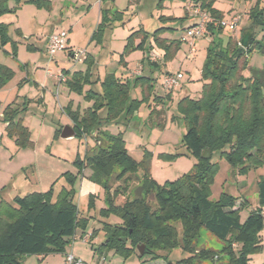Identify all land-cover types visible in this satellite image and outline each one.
Instances as JSON below:
<instances>
[{"label":"trees","instance_id":"16d2710c","mask_svg":"<svg viewBox=\"0 0 264 264\" xmlns=\"http://www.w3.org/2000/svg\"><path fill=\"white\" fill-rule=\"evenodd\" d=\"M113 1L99 0L100 4ZM10 2L14 5L11 6ZM194 3L212 20L206 25L207 35L221 33L223 14L214 8V1L195 0ZM24 4L42 8L48 6V1L0 0V19L15 14ZM119 14L111 8H100V21L91 41L100 44L104 32L112 29ZM248 20L253 30L261 32V38L256 40L255 33L249 32L240 37L238 43L232 38L226 46L211 43L201 71V94L198 97L184 96L178 102V110L187 126L182 143L196 163L189 173L173 182L157 184L150 174L147 153L143 160H133L121 134H111L102 128L104 123L118 120L128 126L134 117L141 101L131 99L129 81L123 82L113 73L107 74L100 83V91L90 89L85 93V100L91 103L89 107L73 110L72 103H69L63 110L71 121L75 137H90L93 142L90 153L87 151L83 159L78 156L74 164L78 172L89 168L92 182L102 187L105 207L100 215L107 217L114 213L121 219L119 225L104 224V241L94 249L98 256H102L104 250H114L123 256L133 251L141 260L149 258L166 262L171 251L180 249L189 255L178 261L180 264H198L215 258L220 261L221 256L227 257L226 264H249L251 254L264 251L261 239L264 219L260 214L264 207L262 178L257 180L259 205L249 210L243 222L240 211L247 207L246 200L243 207L234 209L238 198L224 192L217 201L209 199L210 186L218 169L217 163L211 162L214 153L226 160L233 178L264 164V67L250 69V76H243L254 51L264 56V0L256 1L248 12ZM9 28L10 24L0 20V48L10 44L11 54L15 57L17 41L10 38ZM15 34L20 36L18 29ZM135 38H140L137 45L133 44ZM146 38L148 36L141 30L133 32L119 56V63L125 65L124 54L135 49L143 52L142 70L133 77V87L142 89L143 100H148L154 91L155 79L151 73L160 70L182 42L159 38L155 32L153 44L145 47ZM154 48L163 54L152 60L150 55ZM67 52L71 55L72 49L67 48ZM87 62L90 63L85 72L62 73L65 77L70 75L65 84L71 92L83 94L84 86L92 84L91 61ZM13 76L11 69L0 64V90ZM170 95L171 91L165 93V98ZM154 98L156 104L163 99L160 96ZM23 111L24 108L11 103L3 108L0 118L8 137L20 148L32 144L28 128L20 117ZM102 111L104 116L100 114ZM60 132L55 131V137L59 138ZM205 150L211 153L208 159L201 158ZM117 170L116 181L141 172L138 196L125 199L121 206L116 204L117 198L124 195L111 191L110 185ZM149 199L155 202V208L151 207ZM87 221L78 214L72 197L65 192H60L54 200L50 189L45 193L15 197L11 204L0 202V264H19L17 259L28 255L41 257L59 253L64 256L66 246L78 230L82 238L85 236ZM171 223L181 225L180 236ZM201 229L222 243L220 251H196L194 243ZM94 238V232L89 234V241ZM127 243L130 249L125 247ZM140 246L144 247L143 255L137 250Z\"/></svg>","mask_w":264,"mask_h":264},{"label":"rangeland","instance_id":"374dc122","mask_svg":"<svg viewBox=\"0 0 264 264\" xmlns=\"http://www.w3.org/2000/svg\"><path fill=\"white\" fill-rule=\"evenodd\" d=\"M47 1V7L36 8L32 4H24L19 6L13 16L7 15L11 19L9 36L17 41V49L16 56L13 57L10 44L0 48V64L14 72L13 78L0 92V107L3 109L6 104L13 103L18 108H24L20 117L23 125L28 128L32 144L18 147L8 137L4 124L0 121V202L11 204L15 197H24L33 192L45 193L50 189L53 200L60 192L69 193L78 214L88 219L85 236L94 232L96 238L85 243L78 230L76 240L66 246V253H71L84 264H97L101 257L104 259L102 264L152 263L154 261L149 258L141 260L133 251L125 256L114 250H104L103 255L98 256L94 251L104 241V224L119 225L121 219L114 213L107 217L100 215L105 207L102 187L92 182L89 168L78 172L75 167L76 158L79 156L83 159L86 152L89 154L92 150L93 142L90 137L66 140L55 137V131L62 130L65 126L72 127L63 110L69 103H72L73 110L89 107L91 103L85 100V93L90 89L100 91V83L107 74L113 73L123 82L129 81L131 99L141 101L134 117L128 126L124 121L118 120L104 123L102 128L111 134H121L133 160L139 162L147 153L150 174L157 184L175 181L189 173L196 163L182 143L187 126L178 110V102L184 96L198 97L201 94V71L206 50L211 43L226 46L229 38L238 43L239 38L249 32L255 33L256 40L261 38V32L253 30L248 20V12L257 0H213L214 8L223 14V25L228 24L233 17H240L239 22L233 30L223 26L221 33L214 32L212 36L206 33L203 38L182 41L172 58L160 70L151 73L155 84L148 100H143L140 87H133L134 78L130 76L131 71H139L143 52L132 50L124 54L125 65L119 63L126 40L130 34L141 30L148 36L145 47L153 44L155 32L159 38L181 41L186 32L198 22V18L193 15L198 8L195 0H114L104 4H98L96 0ZM10 5L13 6V2ZM100 8H111L120 14L113 21L112 29L106 30L101 43L97 44L91 41V36L99 23ZM17 29L20 36L15 34ZM60 31H65L68 35V48L72 51H85L80 61L71 59L67 50L53 56L47 53L49 35ZM139 40L140 38H135L133 44L137 45ZM158 51L153 49L154 54ZM150 57L157 59L160 55ZM87 58L91 61L92 84L84 86L83 94L71 92L65 83H57L47 74V70L53 75L65 71L70 75L77 71L85 72L90 63ZM263 67L264 56L254 51L243 76L249 77L250 69ZM165 70L171 74L180 72L183 75V79L171 90L169 98H165V93L169 91H164L161 86ZM145 73L148 74V71L145 70ZM155 96L163 98L160 103L156 104ZM100 114L104 116V111ZM211 162L217 163L218 169L210 186L209 199L217 201L224 192L238 198L234 209L243 207V201L246 200L247 207L240 211L243 222L249 210H254L259 205L257 180H264V164L250 169L243 176L236 174L233 178L229 164L219 153L212 155ZM118 172L119 170L112 175L110 185L111 191H119L124 195L117 198L116 204L121 206L125 199L132 200L138 196L141 172L128 174L124 179L116 181ZM148 202L151 207H156L152 199ZM171 225L180 236L181 225ZM261 234L264 243V231ZM194 246L196 251L208 249L218 252L223 245L201 229ZM125 247L130 249V244L127 243ZM188 256L180 249H175L170 252L166 263L180 264L178 261ZM226 260L227 257L221 256L220 261L215 258L198 264H226ZM17 262L63 264V255H28L19 257ZM249 264H264V251L251 254Z\"/></svg>","mask_w":264,"mask_h":264},{"label":"built area","instance_id":"2783aa9c","mask_svg":"<svg viewBox=\"0 0 264 264\" xmlns=\"http://www.w3.org/2000/svg\"><path fill=\"white\" fill-rule=\"evenodd\" d=\"M193 15L198 18V22L193 25L192 28H190L185 36L181 39L182 41L187 40H193V39H199L203 38L206 34V25L207 23L211 22V18L209 15L202 11L201 9L197 8ZM240 17H233L231 21L228 24L223 25L225 27H228L230 30H233L234 27L239 22ZM68 48V35L65 31L60 32H54L49 35L47 39V53L51 56L55 55L58 52L66 51ZM190 50L193 51V47L190 46ZM85 55L84 50H78V51H72L71 53V59L74 61H80L81 57ZM157 56L154 53H151V56ZM141 70V66L139 71L136 70L134 75H139ZM47 74L51 76L57 83H65L67 78L62 74L58 73L56 75H53L51 71L47 70ZM183 79L182 73H176V74H165L162 79V88L164 91H171L173 90L179 82ZM260 214L262 215L264 219V207L261 208ZM76 237L74 236L71 241H75ZM82 241L85 243H88L89 241V235L82 238ZM104 261L103 257L100 258V261L97 264H102ZM63 264H84L80 259L75 258L71 253H65L63 256Z\"/></svg>","mask_w":264,"mask_h":264},{"label":"water","instance_id":"95a60500","mask_svg":"<svg viewBox=\"0 0 264 264\" xmlns=\"http://www.w3.org/2000/svg\"><path fill=\"white\" fill-rule=\"evenodd\" d=\"M182 1H185V0H182ZM69 57L71 58V55H69ZM75 136H76V133L73 130V128L70 127V126L63 127L61 132H60V134H59V138L63 139V140L71 139V138H74ZM210 155H211L210 151L209 150H205L201 154V158L208 159L210 157ZM122 241L125 242V238H123ZM137 250H138L140 255H143V252H144V247L143 246L137 247Z\"/></svg>","mask_w":264,"mask_h":264},{"label":"crops","instance_id":"0c3cea01","mask_svg":"<svg viewBox=\"0 0 264 264\" xmlns=\"http://www.w3.org/2000/svg\"><path fill=\"white\" fill-rule=\"evenodd\" d=\"M96 2H98V4L100 3L99 2V0H96ZM11 16H13V15H11ZM3 18H8L9 19V17H7V16H4V17H2L0 20L2 21V22H4V23H6V24H9L10 22L9 21H11V19H9V20H5V19H3ZM99 21H100V19H99ZM69 44V43H68ZM154 53V52H153ZM163 53L161 52V51H158V53L156 54L157 56H159V55H162ZM112 58V57H111ZM2 65V64H1ZM4 66V65H3ZM8 68V67H7ZM10 69V68H9ZM135 71H136V69L134 70V71H131L130 72V76L131 77H134L135 75H134V73H135ZM169 72H167L166 70L165 71H163V74H162V77L165 75V74H168ZM178 73H180V72H178ZM169 74H171V73H169ZM6 86H7V84H6ZM6 86H4V88L6 87ZM43 87V86H42ZM4 88H2L1 90H0V92L1 91H3V89ZM190 96V95H189ZM191 97H193V96H191ZM7 105V104H6ZM5 105V106H6ZM2 108L0 107V118H1V112H2ZM4 127H5V125H4ZM149 264H167L164 260H156V262L154 261V262H152V263H149Z\"/></svg>","mask_w":264,"mask_h":264}]
</instances>
